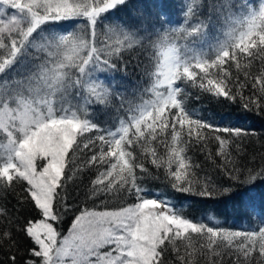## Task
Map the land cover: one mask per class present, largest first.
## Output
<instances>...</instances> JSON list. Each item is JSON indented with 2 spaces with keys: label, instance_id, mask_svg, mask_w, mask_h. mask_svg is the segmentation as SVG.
<instances>
[{
  "label": "snow or ice",
  "instance_id": "1",
  "mask_svg": "<svg viewBox=\"0 0 264 264\" xmlns=\"http://www.w3.org/2000/svg\"><path fill=\"white\" fill-rule=\"evenodd\" d=\"M200 94L264 113V0H0V201L30 214L0 203V264H264V156L240 163L247 133L200 119ZM206 129L227 185L198 175ZM82 175L103 207H77L61 231ZM161 176L255 226L186 214L145 186Z\"/></svg>",
  "mask_w": 264,
  "mask_h": 264
},
{
  "label": "trees",
  "instance_id": "2",
  "mask_svg": "<svg viewBox=\"0 0 264 264\" xmlns=\"http://www.w3.org/2000/svg\"><path fill=\"white\" fill-rule=\"evenodd\" d=\"M210 0H204L205 4H208ZM243 67V61L241 62ZM236 71L235 68L232 69ZM252 73L258 72V67L254 66L251 69ZM241 78L243 80V74L241 72ZM134 80L135 77L133 76ZM193 96L196 94V89L191 90ZM245 96L250 92L246 88L244 90ZM189 107L198 115L203 121L212 124L214 127L223 128H240L246 132L247 135L238 139L240 143V155L238 161L248 167L259 166L261 157L264 156V113L257 112L254 108L252 111L246 110L242 107L241 101H228L223 98H214L209 94H200L199 99H190ZM101 120H107L109 126L115 120V114L111 111L108 113H98ZM208 135L209 140L206 144L205 150L193 149L192 156L197 164L200 165L198 175L201 179L209 178L216 186L227 185L229 183L228 178L223 174L218 165L221 163L219 158L215 157L216 141L211 139L212 136L218 134L211 129L202 131V135ZM226 135V134H224ZM213 153V158L216 160L213 163V159L206 158V151ZM158 152L162 153V149L158 148ZM90 155V153H89ZM235 155V151H234ZM252 157H255L253 162ZM146 166L151 167L147 162ZM94 177L88 175H82L79 180L73 184L70 183L68 187V204L72 206V211L65 217L61 231L66 230L69 227L72 219V214L77 210V207H103L100 205L99 200L95 202L87 198L86 192L89 187V181ZM145 186L152 192L160 193L161 195L170 198L172 203L183 204V210L186 214L191 215V206L195 203L198 208H207L206 214H201L199 218H203L206 215L212 218V223L221 225L226 228L234 230H240L242 228L254 227L255 225H249L246 220H237L234 206L225 196H218L213 199H204L200 197H188L187 194L173 193L171 189L166 186V181L163 176L159 180H147ZM9 210L10 214L20 216V212L24 211L20 209V205L16 199L9 196L6 200L0 201ZM124 201L119 199H109L107 207L115 208L122 206ZM19 210V211H17ZM24 215H30L29 212L24 211ZM35 215V213H31ZM22 219V217H21ZM0 259H3V253L0 252ZM199 264H206V258L197 257ZM223 264H232V260L229 256L223 258Z\"/></svg>",
  "mask_w": 264,
  "mask_h": 264
}]
</instances>
